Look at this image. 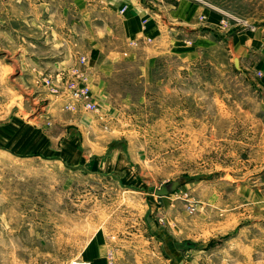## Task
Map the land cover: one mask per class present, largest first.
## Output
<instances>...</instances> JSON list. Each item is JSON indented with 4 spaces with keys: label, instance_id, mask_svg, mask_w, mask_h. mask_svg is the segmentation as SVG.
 <instances>
[{
    "label": "rangeland",
    "instance_id": "rangeland-1",
    "mask_svg": "<svg viewBox=\"0 0 264 264\" xmlns=\"http://www.w3.org/2000/svg\"><path fill=\"white\" fill-rule=\"evenodd\" d=\"M188 1L0 0V264H264V0Z\"/></svg>",
    "mask_w": 264,
    "mask_h": 264
},
{
    "label": "crops",
    "instance_id": "crops-1",
    "mask_svg": "<svg viewBox=\"0 0 264 264\" xmlns=\"http://www.w3.org/2000/svg\"><path fill=\"white\" fill-rule=\"evenodd\" d=\"M143 3H145V0H129V11L127 10L122 18L126 32V38L129 41V46L130 43L137 40L144 42L151 40V42L155 41L161 43L165 39L164 36H166L164 34V32H166V20H172L178 25L196 27L198 15H206L203 10L198 9L196 5H193L188 0H178V4L175 6L174 10L169 12L166 9L165 12H160V14H155L151 11L150 7H146ZM162 18H164V21L161 20ZM145 21L146 23H144ZM171 35L173 38L177 37L176 34ZM173 43V46L170 47V51L177 54L181 53L182 41L180 39H175ZM196 43H206V40L197 41ZM147 50L156 52V49L153 46H148ZM97 56H95L96 61L99 58ZM129 61H137L136 55H130Z\"/></svg>",
    "mask_w": 264,
    "mask_h": 264
},
{
    "label": "built area",
    "instance_id": "built-area-1",
    "mask_svg": "<svg viewBox=\"0 0 264 264\" xmlns=\"http://www.w3.org/2000/svg\"><path fill=\"white\" fill-rule=\"evenodd\" d=\"M87 83V79L84 78L78 88L75 86L72 87V90L74 91L75 102L79 105H82L86 110H95L96 106L90 100L91 90L89 85H86Z\"/></svg>",
    "mask_w": 264,
    "mask_h": 264
},
{
    "label": "water",
    "instance_id": "water-1",
    "mask_svg": "<svg viewBox=\"0 0 264 264\" xmlns=\"http://www.w3.org/2000/svg\"><path fill=\"white\" fill-rule=\"evenodd\" d=\"M235 62H236V66L238 68L239 67V60L236 59ZM183 184H185L184 180H178V181H176V182H174L168 186H164L161 189L156 190L155 194L159 197L169 196V195L173 194L174 192H176L177 189L179 187H181Z\"/></svg>",
    "mask_w": 264,
    "mask_h": 264
}]
</instances>
